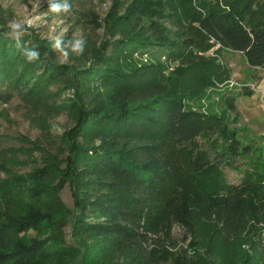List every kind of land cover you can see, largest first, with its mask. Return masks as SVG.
<instances>
[{
	"label": "trees",
	"instance_id": "trees-1",
	"mask_svg": "<svg viewBox=\"0 0 264 264\" xmlns=\"http://www.w3.org/2000/svg\"><path fill=\"white\" fill-rule=\"evenodd\" d=\"M73 1L55 0V8ZM109 1L104 23L84 15L103 28L101 39L86 38L67 63L57 61L55 43L7 34L0 11V106L18 95L36 111L51 103L71 123L61 150L44 152L30 171L0 158V264H168L155 236L168 240L173 223L192 243L212 236L226 252L198 248L179 264H228L230 251L245 247L251 264H264V150L230 184L222 167H242V141L231 135L208 151L223 118L184 104L169 79L142 73L149 65L139 59L192 60L193 36L264 69V3L251 24V0L227 8L217 0ZM26 50L38 53L34 62Z\"/></svg>",
	"mask_w": 264,
	"mask_h": 264
},
{
	"label": "rangeland",
	"instance_id": "rangeland-1",
	"mask_svg": "<svg viewBox=\"0 0 264 264\" xmlns=\"http://www.w3.org/2000/svg\"><path fill=\"white\" fill-rule=\"evenodd\" d=\"M217 1L222 8H227L232 0ZM263 3L264 0H251L252 10L248 13L255 11L250 16L251 24L258 19L257 12L264 7H261ZM112 5L109 0H74L68 11H64L63 7L54 11L57 6L55 0H0V11L5 14L7 25L13 20L24 21V34L32 33L38 40L54 44L57 38L66 39L57 49V61L67 63L71 56L72 41L79 39L83 42L89 38L97 42L102 37L103 28H94L90 23L91 19L84 15L91 12L97 21L104 23ZM191 38V51L194 55L192 60L162 57L150 61L149 58L142 57L139 58L140 62L149 65L142 73L153 77L155 82L163 77L169 79L172 89L178 97L183 98L184 104L223 118V130L214 139L205 140V144L208 151L212 147L218 152L228 145L227 138L231 135L242 141V167L239 170L222 167L227 181L237 184L243 176V170L254 164L257 156L264 150V69L250 68L243 54L221 49L211 41L204 40L196 44L198 38ZM205 43L208 48H205ZM65 51L66 56L63 55ZM67 95L72 93L68 91L64 96ZM61 100H57V103ZM54 109L49 103L47 106L39 105L36 111L34 106L23 102L18 95L6 106H0V158L7 157L13 169L26 172L36 166L34 161L41 159L44 152L60 149V139L71 123L65 113L54 114ZM28 148L32 152L30 158L28 152H25ZM0 176L3 177V174ZM60 197L71 208L72 198L67 187L62 189ZM170 232L168 240L162 234L155 236L162 240L161 243L170 254L168 264H179L182 257L189 259L198 248H206L213 255L223 252L226 254L218 240L212 236L205 244L202 240H194L192 243L187 229L178 223L172 224ZM248 251L247 247L230 251L228 264H251ZM232 252L240 254L235 261V254ZM176 257L179 258L172 261ZM162 263L166 264L167 260L160 264Z\"/></svg>",
	"mask_w": 264,
	"mask_h": 264
},
{
	"label": "clouds",
	"instance_id": "clouds-1",
	"mask_svg": "<svg viewBox=\"0 0 264 264\" xmlns=\"http://www.w3.org/2000/svg\"><path fill=\"white\" fill-rule=\"evenodd\" d=\"M54 11L60 10L58 8H54ZM63 10L68 11V5L64 4L63 5ZM24 21L20 20H13L9 23L8 28L9 31L7 34L11 35L14 39H17L24 34L25 28H24ZM62 41L57 38L55 44L53 45L54 48L59 49L61 47ZM71 50L77 54H82L84 51V43H82L81 40L77 39L71 42ZM64 56L67 55V52L65 51L63 53ZM24 56L29 62H34L36 60V57L38 56L37 52L26 50L24 52Z\"/></svg>",
	"mask_w": 264,
	"mask_h": 264
}]
</instances>
